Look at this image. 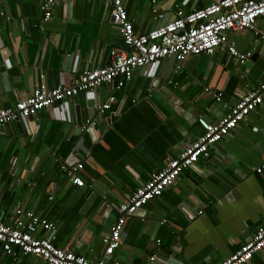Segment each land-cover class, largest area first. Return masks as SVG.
<instances>
[{"label":"crops","instance_id":"obj_1","mask_svg":"<svg viewBox=\"0 0 264 264\" xmlns=\"http://www.w3.org/2000/svg\"><path fill=\"white\" fill-rule=\"evenodd\" d=\"M156 1L160 19L150 0H124L136 31L170 19L176 7L189 10L210 0ZM40 2L0 0V107L40 83L68 84L85 67L105 65L110 48L125 46L105 0H55L45 22ZM256 24L264 30L263 18ZM232 33L236 48L250 52L242 64L224 45L183 61L167 55L153 69L136 68L120 88L102 83L0 127V221L11 223L17 207L33 209L54 225L52 233L39 228V234L92 261L102 257V235L114 223L117 205L201 132L199 116L215 122L224 115L213 94L234 102L264 79V42L248 29ZM111 93V110L100 114L98 105ZM87 120L94 138L80 130ZM69 159L83 163L82 186L59 169ZM263 159L264 103L214 143L208 157L183 169L132 214L106 258L119 264H219L264 223V169L254 170ZM0 264L48 263L36 255H0ZM250 264H264V250Z\"/></svg>","mask_w":264,"mask_h":264},{"label":"built area","instance_id":"obj_2","mask_svg":"<svg viewBox=\"0 0 264 264\" xmlns=\"http://www.w3.org/2000/svg\"><path fill=\"white\" fill-rule=\"evenodd\" d=\"M55 0H41L39 10L41 21H48L52 16ZM109 6L110 16L122 38L124 47H112L109 50V61L103 66L85 67L73 75L68 84L58 83L47 87L40 83L32 92L21 97L12 105L0 107V127L20 117L34 116L41 109L79 92L99 87L106 83L112 89L120 88L132 78L136 68L148 66L153 69L162 57L172 54L177 61L198 54L212 55L217 47L224 45L228 54L241 64L250 56L249 51L236 48L229 39V34L243 29L251 30L257 39L264 42V30L257 26V19H264V0H210L189 10L181 6L174 9L173 16L155 25L145 32H138L133 27L124 5V0H105ZM151 13L160 19L164 13L158 8L156 0H150ZM40 26V25H39ZM225 108L224 115L215 122L203 116L197 118L201 132L188 142L175 157L170 158L161 169L151 173L150 177L136 187L117 205L114 223L102 235L103 255L92 261L75 253L69 247H60L53 243L52 235H41L38 229L49 233L54 225L49 218L33 209L17 207L11 223L0 221V255H9L16 259L19 255H36L48 264H119L116 259H109L118 246L120 232L126 220L138 207L159 195L172 185L183 169L195 163L200 157H208L214 143L230 134L239 122L264 103V82L243 92L234 102L221 98L219 92L213 94ZM115 95L98 105V112L103 114L111 110ZM92 120L81 126L86 128ZM59 169L73 184L82 186L81 174L83 163H60ZM264 169L263 161L254 168L260 173ZM49 195V198H52ZM201 212V210H199ZM264 250V223L258 225L252 236L243 242L233 253L219 264H250L254 254ZM149 259H153L150 257Z\"/></svg>","mask_w":264,"mask_h":264},{"label":"water","instance_id":"obj_3","mask_svg":"<svg viewBox=\"0 0 264 264\" xmlns=\"http://www.w3.org/2000/svg\"><path fill=\"white\" fill-rule=\"evenodd\" d=\"M111 19H112V17H111ZM112 21H113V19H112ZM12 27L13 28H15L14 27V24L12 25ZM231 34H234V33H231ZM167 57H174L172 54H170L169 56H167ZM262 80H264V79H261L259 82H261ZM258 82V83H259ZM263 82V81H262ZM75 111H76V116H77V122L79 123V124H82V121H81V119H80V115H79V105H75ZM119 112V110H117L115 113L117 114ZM17 120V119H16ZM16 120H14V121H16ZM7 125L9 124V123H6ZM86 129L88 130V132L91 134V136H92V138H94V128H93V125L92 124H88L87 126H86ZM81 141H82V139H81ZM78 143V142H77ZM66 163L67 164H70V163H72V161L69 159V160H66ZM192 165H194V163H192L190 166H192ZM225 182H226V184L228 185V186H230V187H235L236 185L232 182V181H230V180H227V179H225L224 180ZM81 190V188H79V190L78 191H80ZM232 194H234V192L233 191H230ZM87 197H88V200H87V202H92L93 200H91V198L92 197H90L89 195H87ZM141 209V207H138V208H136V210L132 213V214H134V213H136V212H138L139 210Z\"/></svg>","mask_w":264,"mask_h":264}]
</instances>
